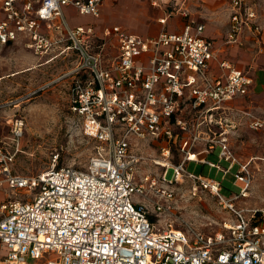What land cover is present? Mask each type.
Returning a JSON list of instances; mask_svg holds the SVG:
<instances>
[{"label":"built area","instance_id":"built-area-1","mask_svg":"<svg viewBox=\"0 0 264 264\" xmlns=\"http://www.w3.org/2000/svg\"><path fill=\"white\" fill-rule=\"evenodd\" d=\"M187 1L168 0L167 15L189 17ZM259 4L229 0L225 44L243 47L248 33L264 54ZM68 6L99 18L102 0H0V43L21 40L37 56L53 49L74 56L61 77H71L68 103L75 125L94 142L85 168L58 166L55 155L34 176L14 172L18 148L0 144V189L9 192L0 199V264H264V210L235 206V199L247 196L250 179L226 134L241 117L252 129L264 126L260 117L229 105L248 93L250 70L220 59L214 40L196 21L155 36L118 24L97 31L91 23L70 25ZM23 124L21 117L12 119L14 139ZM154 140L164 142L162 161L150 158L163 167L159 180L186 175L231 214L216 229L158 228L145 204L132 200L133 194L149 197L153 213H171L172 190L157 187L153 193L154 177L134 178L133 169L145 162L138 142ZM216 148L217 162L199 157ZM188 162L214 168L222 179L231 173L238 192L226 197L222 179L188 172Z\"/></svg>","mask_w":264,"mask_h":264},{"label":"rangeland","instance_id":"rangeland-1","mask_svg":"<svg viewBox=\"0 0 264 264\" xmlns=\"http://www.w3.org/2000/svg\"><path fill=\"white\" fill-rule=\"evenodd\" d=\"M149 1L147 0L148 5L152 7L155 15L161 14V10L152 6ZM224 12L218 7L211 10L206 19V29L211 30L212 36L222 48L225 46L221 43V39L229 23ZM2 17L0 9V19ZM75 17L79 16L75 15ZM118 21L130 30H146L143 26L138 27L136 16L129 17L124 14L118 17ZM225 49L228 50L229 58L238 66L243 67L242 62L248 60L247 53H239L242 51L241 48L227 46ZM56 52V49H53L43 56H37L26 48L21 40L0 43V144L9 149L11 146H17L12 169L25 176H34L47 170L53 163L55 155H57L55 163L58 166L71 165L80 169L85 168L93 152L94 142L83 135L69 111L71 77H61L74 64V56L70 52L68 55H56ZM245 64L246 67L250 65L247 61ZM250 105L252 106L248 108L252 113L264 120V110L257 109L252 102ZM15 117L23 118L24 123L22 135L17 140L11 133L12 119ZM240 119V125L238 123L235 127L228 128L226 134L237 160L242 164L247 163L250 181L247 196L238 197L234 200V204L243 209L264 210V126L255 130L248 126L246 117ZM163 143L160 140L149 143L138 142L137 147H140V154L145 157V162L137 164L133 172L135 180L146 174L156 179L153 193L157 187L172 190L171 213H153L152 198L133 194L132 200L145 204L150 220L155 222L158 228L172 224L174 227H197L205 231L216 229L219 223L231 214L229 215L228 210L217 203L212 194L197 186V182L186 175L172 182L159 180L163 167L152 163L150 158L162 161L159 147ZM199 148L200 146H197L195 150ZM217 152L218 148L213 154L199 157L203 156L212 162H217ZM178 158L177 153L173 152L171 160L176 161ZM221 164L226 165V162L222 161ZM186 171L200 173L217 180L222 179V172H216L214 168L209 169L206 165L195 162H188ZM171 178L172 169H169L166 179ZM232 180L231 173L222 179V194L226 197H231L239 190V186L234 185ZM194 186L196 190H193ZM8 193L2 187L0 199ZM4 253L6 248L1 250V255ZM27 262L35 264L33 260Z\"/></svg>","mask_w":264,"mask_h":264},{"label":"crops","instance_id":"crops-1","mask_svg":"<svg viewBox=\"0 0 264 264\" xmlns=\"http://www.w3.org/2000/svg\"><path fill=\"white\" fill-rule=\"evenodd\" d=\"M176 1L179 2L180 0ZM149 2L152 6L158 7L161 10V14L156 16L152 10V7L148 5L147 0H102L99 18H93L90 15L78 14L77 11L71 6L65 8V15L68 22L72 26L86 25L91 23L95 26L97 31H100L105 25L118 24L127 31L141 36H155L162 30H166L168 32H180L188 20L201 23L204 26L203 35L214 40L219 58L230 60L239 68L249 69L253 77V82L248 93L243 97L232 100L229 102V105L234 109L247 110L252 113L250 108H248L252 106L250 105L252 102V104L254 103L257 109L264 110V54L256 50V42H254L253 38H250L249 34L247 33L244 34L243 37V47L225 44L224 38L226 33L223 35L221 43L224 44L225 48L227 46H235L237 49L241 48L242 51L239 52L240 54L247 53L248 60L246 61L249 62L250 65L247 67L244 66L246 65V61H243V67H241L229 58L228 50L218 45V42L212 36L213 34L211 30L206 29V19L208 14L211 10L218 7L225 11L224 15L226 17V21L229 22V0H188L185 6L189 11V17L183 16L179 12H172L168 16L166 13V3L168 0H150ZM259 3L258 13L264 28V0H259ZM124 14L129 17L136 16V20L139 22L138 27L143 26L146 28V30H143L144 33H140L143 31H139V29L130 30L128 27L123 25L122 22L118 21V17ZM75 15H78L79 17L77 18ZM163 17H166L165 23H160L159 19ZM113 54H115V52ZM240 61L241 60L239 59V62ZM240 120L241 119H239V125Z\"/></svg>","mask_w":264,"mask_h":264},{"label":"bare ground","instance_id":"bare-ground-1","mask_svg":"<svg viewBox=\"0 0 264 264\" xmlns=\"http://www.w3.org/2000/svg\"><path fill=\"white\" fill-rule=\"evenodd\" d=\"M191 157L193 158L194 156L192 155Z\"/></svg>","mask_w":264,"mask_h":264}]
</instances>
